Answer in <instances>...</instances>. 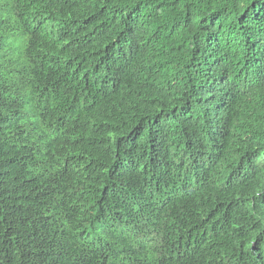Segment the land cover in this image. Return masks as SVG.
<instances>
[{
	"label": "trees",
	"instance_id": "1",
	"mask_svg": "<svg viewBox=\"0 0 264 264\" xmlns=\"http://www.w3.org/2000/svg\"><path fill=\"white\" fill-rule=\"evenodd\" d=\"M64 8L82 65L118 56L129 95L84 99L55 129L42 128L30 117L38 73L20 43L36 39L18 0H0V264H264V0H64ZM98 109L111 117L90 132ZM173 127L196 154L181 169L198 183L192 193L163 160ZM113 151L126 154L124 192L166 188L165 203L144 206L99 246L98 230L76 217L92 197L78 189ZM221 173H230L224 188L214 186ZM207 231L210 248L192 250Z\"/></svg>",
	"mask_w": 264,
	"mask_h": 264
},
{
	"label": "clouds",
	"instance_id": "2",
	"mask_svg": "<svg viewBox=\"0 0 264 264\" xmlns=\"http://www.w3.org/2000/svg\"><path fill=\"white\" fill-rule=\"evenodd\" d=\"M18 6V17L21 18L23 24L25 22L36 39L31 42L20 40L21 47L27 53L28 58L32 59L38 73V82L30 90H34V98L37 97L40 102L38 101L37 107H31V119L40 123L42 128H44L45 121L48 128L52 130L61 122V117L70 116L72 108L84 99L101 102L114 95L118 101L127 100L128 75L122 77L118 56L114 59L112 55L105 56L103 60L96 62L97 68H95L91 64L82 65L78 53L69 47L70 19L64 8V0H18ZM55 7L59 21L56 18ZM55 97L61 103L57 102V106L53 107L49 100ZM98 110L100 112L97 113L96 118H91L89 121L90 132H97L104 120L111 117L105 113L109 111ZM46 113H53L55 117L49 119ZM140 126V131L147 129ZM173 129V133L166 129L167 139L163 142V160L171 157L176 174L179 172L184 192L185 188H189V193H192L196 191L198 183L192 180L190 184L186 180L189 172L181 169L185 163V155L188 156V160H192L196 154L191 150L189 143L178 135L175 127ZM150 133L149 127L146 136L149 137ZM156 154L160 156V147ZM120 174L123 175V180L117 177ZM103 177H105V183H102ZM128 178L126 154H118L115 151L107 160L93 162L84 174L78 193L82 195L85 188L92 197L82 203L85 209L78 207L76 217L98 230L99 239L96 245L103 246V242L114 233L115 228L126 226L131 217L144 206L150 205L148 210H153L154 207H161L165 203L166 188L163 192L158 189L154 190L155 194L140 192L146 188L145 186L137 187L129 193L128 190L124 192ZM229 179L230 173L225 175L221 173L214 186L224 188ZM124 194L131 195V197L124 198ZM177 196V193L174 195L168 193V198L174 199ZM129 203L132 207L129 214L125 215L122 209ZM142 229L147 238L150 227L146 229L143 226ZM212 240L213 233L207 231L205 235L200 234L190 247L196 252L203 253L210 248ZM112 243L113 241L108 242V245ZM247 250L251 255L257 256L258 244L252 243Z\"/></svg>",
	"mask_w": 264,
	"mask_h": 264
}]
</instances>
